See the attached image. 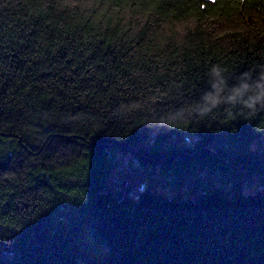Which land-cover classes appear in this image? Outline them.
Masks as SVG:
<instances>
[{
  "label": "trees",
  "instance_id": "obj_1",
  "mask_svg": "<svg viewBox=\"0 0 264 264\" xmlns=\"http://www.w3.org/2000/svg\"><path fill=\"white\" fill-rule=\"evenodd\" d=\"M261 101L264 0H0V264H264Z\"/></svg>",
  "mask_w": 264,
  "mask_h": 264
},
{
  "label": "rangeland",
  "instance_id": "obj_2",
  "mask_svg": "<svg viewBox=\"0 0 264 264\" xmlns=\"http://www.w3.org/2000/svg\"><path fill=\"white\" fill-rule=\"evenodd\" d=\"M69 1H72V0H69ZM185 21H181L180 23H178L179 26H181L182 24H184ZM194 138H193V135H188L185 137L184 140H180V139H177L176 140V144H179V143H184V142H187L188 144H192ZM264 144V141H262V145ZM131 151L129 150V152L125 153V154H122V156L120 157V165L117 167V169L113 172V176L109 178V184L110 185H114V184H117L119 183L120 181H122V184H126L127 186H129V188L132 189V186L133 187H141L142 185H145L148 183L149 179L148 177L146 176V174H141V175H134L133 174V170H132V165H130V162L131 164L133 163V161L137 162V160H135V157L132 156V154L130 153ZM158 166V165H157ZM156 166V167H157ZM135 168H138L140 167V165H137L134 166ZM146 168H149L148 166L145 167V170L144 171H148ZM134 169V168H133ZM150 169V168H149ZM207 173V172H206ZM204 173V174H206ZM199 175V174H198ZM207 176V175H206ZM216 177H218V175H216ZM216 177H211L210 178V184L212 183H216V184H221L222 183V180L219 179H216ZM255 179L256 176H255ZM193 180V179H192ZM205 181H207L206 178H204ZM197 181V178L194 179L193 181L191 182H188L187 184H185L183 187H180V186H175L173 185V191L174 192H177V194L181 193L182 194V188L186 187V186H189L190 183H193L192 185H190L191 189L190 190H193V191H197L198 188L195 187L194 185V182ZM246 181V179L244 180ZM208 182V181H207ZM144 183V184H143ZM209 183V182H208ZM224 183V182H223ZM222 183V184H223ZM197 184V183H196ZM209 185V184H208ZM136 187V188H137ZM259 188V183H252L250 185H248L245 189V191H250V190H255ZM134 192V191H133ZM184 195H187V196H191L192 194L190 192H186Z\"/></svg>",
  "mask_w": 264,
  "mask_h": 264
},
{
  "label": "clouds",
  "instance_id": "obj_3",
  "mask_svg": "<svg viewBox=\"0 0 264 264\" xmlns=\"http://www.w3.org/2000/svg\"><path fill=\"white\" fill-rule=\"evenodd\" d=\"M218 71V66H214L213 68V72H217ZM207 95V93L205 94ZM224 102H227V103H232V102H235L234 101V98L233 99H226ZM262 103H264V101H261ZM211 107H214V106H208V105H205L202 109H201V114H206L208 111L211 110ZM254 107V105H253Z\"/></svg>",
  "mask_w": 264,
  "mask_h": 264
}]
</instances>
